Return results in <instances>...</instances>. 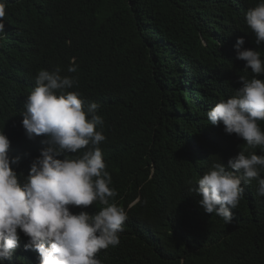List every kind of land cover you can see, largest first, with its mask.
Masks as SVG:
<instances>
[{"label": "trees", "instance_id": "1", "mask_svg": "<svg viewBox=\"0 0 264 264\" xmlns=\"http://www.w3.org/2000/svg\"><path fill=\"white\" fill-rule=\"evenodd\" d=\"M4 2L0 129L17 127L40 70L72 74L85 104L99 105L102 152L124 195L140 200L112 264H264V197L252 181L237 173L244 194L230 224L206 214L190 191L213 162L256 154L223 124L211 125L207 111L234 95L239 77L256 76L236 59L239 37L264 59L246 23L259 0ZM20 235L3 264H39Z\"/></svg>", "mask_w": 264, "mask_h": 264}, {"label": "clouds", "instance_id": "2", "mask_svg": "<svg viewBox=\"0 0 264 264\" xmlns=\"http://www.w3.org/2000/svg\"><path fill=\"white\" fill-rule=\"evenodd\" d=\"M5 15L0 0V32ZM246 23L255 45L264 44V0L248 9ZM245 42L237 39L236 59L256 76L264 74L261 53L246 49ZM67 71L75 73L77 66ZM60 72L40 70L17 127L0 129V264L11 259L21 232L29 237L26 250L38 252L39 264H112L111 257L131 235V214L140 200L124 195V182L102 152L106 136L99 105H86L76 79ZM256 76L239 77L241 87L234 95L207 111L211 125L223 124L226 134L256 147V154L241 150L227 166L213 162L190 189L206 214L215 213L226 224L244 194L237 173L264 197V130L259 123L264 121V79Z\"/></svg>", "mask_w": 264, "mask_h": 264}]
</instances>
